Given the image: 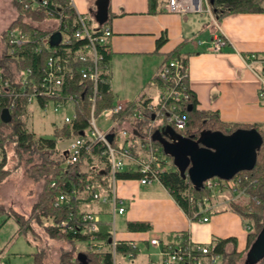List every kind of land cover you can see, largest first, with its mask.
Returning <instances> with one entry per match:
<instances>
[{"label":"trees","instance_id":"trees-1","mask_svg":"<svg viewBox=\"0 0 264 264\" xmlns=\"http://www.w3.org/2000/svg\"><path fill=\"white\" fill-rule=\"evenodd\" d=\"M31 0H13L16 6L17 15L10 24L0 34V73L4 79H8L11 86L19 87L22 71L26 67H31L33 75L40 78L42 67L50 53L46 49L38 52L36 49L42 46L40 37L48 33V28L42 24L47 20L48 15L44 10L26 8L25 5ZM166 0H148L149 12L155 14L163 11V5ZM50 6L64 10L66 18L64 24L68 23V32L73 33L77 25L76 11L71 5L70 0H49ZM212 12L218 19L230 13L236 12H262L264 11V0H209ZM38 23L36 25L35 23ZM107 24V22H105ZM19 27L28 31L34 37L31 41L17 47L16 53L23 56L20 63L9 53L7 35L10 28ZM37 31V36H34ZM167 40L162 35L159 38V46ZM86 42V39L72 37L71 42L58 45L60 53L65 58H71L76 55V51ZM182 44L178 45L171 52L166 54L165 61L173 58H180L183 64L188 63V58L181 52ZM111 52L105 55L101 79L98 88V97L96 101V112L99 113L105 108L112 107L116 103V96L111 89V74L105 71L104 65L110 64ZM85 82L88 83L86 80ZM156 82L160 85L161 79L157 75ZM18 90V89H17ZM66 93H77L79 100L77 102V117L73 124L65 123L60 128L54 130L53 135H43L30 129L28 117L30 113V103L28 95L31 92L30 87L26 93L19 96L16 105L11 110V120L5 122L0 117V148H3L4 156L0 161V181L10 174L6 167L7 154L5 145L9 143L15 146L16 153L30 155L28 160H32V155L38 159L34 160L32 169L39 179H43V187L38 193L37 199L33 202L30 215L27 217L19 211L12 210L7 214V218L14 217L18 223V235L35 233V227L32 219L42 226L52 238L64 239L68 241L74 250L64 251L61 255L60 264H113V254L111 250L112 224L110 220L102 219L99 222L97 239L104 243V247L99 250L91 246L89 235L65 234L58 231L57 223L63 218L68 217L70 213L76 215L85 211L82 207L81 198H86L88 193L85 188L86 183H91L94 191L104 192L111 195V163L106 155L101 156L102 146L95 147L91 152H85L79 161L68 164L67 149L61 147V142L79 136L88 126L90 117L91 103L88 100V90L84 84L80 83V78L72 79L64 87ZM84 93V94H83ZM14 97L7 92L0 82V113L8 107ZM44 99H41L43 103ZM136 103H129L127 110L119 115L121 120L132 122L137 128V132L147 133L148 120H131L135 110ZM182 110L187 114V125L185 129H177L174 126L168 128V131L155 129L154 144L159 147L160 152L165 155V164H170L167 171L162 173L161 182L168 188L177 203L189 214L193 215L198 211V203L205 197H212V191L204 184L197 185L192 179L182 172L176 162V157L165 146V142L173 139V135L183 138L199 140L203 133L220 132L230 136L240 130L256 131L260 134V144L256 151L254 164L249 168L239 170L231 179L237 183L239 190H244L245 194L237 198H231L229 207L240 214L247 221L249 226L248 242L245 251H238L237 240L235 237L215 238L213 252L221 256L220 262L226 261L228 264H240L256 240L259 232L264 227V122L241 123L228 122L221 119L217 112L204 110L198 107L196 95L191 91L190 100L182 106ZM133 131L125 137L126 141L132 140L133 152L137 154L139 145L136 144V136ZM121 138V137H120ZM118 140L113 143L118 145ZM175 141V140H174ZM117 179H137L139 174L133 169L122 170L116 173ZM72 190H77V196H71L70 203L57 205L56 202L63 193L71 194ZM103 207L109 206V203H101ZM4 213L0 207V214ZM128 228L133 231L147 230L150 224L142 221H129ZM189 236L187 233H178L169 236V240L164 244L174 245L176 242H187ZM79 244H84L83 249ZM117 252L138 254V248H133L129 242L119 241ZM39 252L35 255V260L31 264L39 263ZM196 264L194 260L181 264ZM204 264V263H203ZM208 264V263H205ZM253 264H264V257Z\"/></svg>","mask_w":264,"mask_h":264},{"label":"crops","instance_id":"crops-1","mask_svg":"<svg viewBox=\"0 0 264 264\" xmlns=\"http://www.w3.org/2000/svg\"><path fill=\"white\" fill-rule=\"evenodd\" d=\"M100 1L73 0V3L78 11L94 15L93 28L107 25L113 30L109 73L116 102L129 103L142 94L155 99L159 91L156 77L165 56L182 44L181 52L188 58V84L199 108L217 112L228 122H264L260 78L248 65L250 54L264 57V11L230 13L218 19L206 12L173 13L164 8L152 14L148 11V0H106V20L100 22L97 19ZM52 25V20L42 24L44 28ZM220 34L225 35L227 42L217 46L214 40ZM162 35L167 40L159 46ZM254 66L260 68L259 64ZM34 105L41 109L39 103L30 107ZM51 123L54 130L64 124L56 117ZM122 126L137 133L132 122L124 120ZM117 192L127 202V211L123 214L125 226L120 231L116 229L119 241H135L138 248L144 243L147 248L153 246L161 250L151 243L152 238H158L164 246L170 235L187 233L195 243L235 237L238 251L247 248L249 226L229 207V201L235 197L232 190L222 188L212 192V197L198 203V211L193 215L177 203L162 182L145 185L137 179H119ZM229 192L231 196L226 195ZM80 201L85 210L98 213L101 220L111 221L110 204L104 208L91 199L81 198ZM206 216L209 219L205 221ZM129 221H142L151 226L147 230L133 231L127 226ZM81 245L83 249L85 245ZM0 262L9 264L2 258Z\"/></svg>","mask_w":264,"mask_h":264},{"label":"built area","instance_id":"built-area-1","mask_svg":"<svg viewBox=\"0 0 264 264\" xmlns=\"http://www.w3.org/2000/svg\"><path fill=\"white\" fill-rule=\"evenodd\" d=\"M71 5L76 11L77 25L71 34L68 32V23L64 24L66 15L64 10L53 8L50 6L49 0H31L26 4V8L39 9L47 12V20H52L54 25L48 28V33L40 37L43 45L37 47V51L42 49L48 51L49 56L42 67V75L36 78L33 75L31 67H26L22 71V77L19 87L11 86L8 79H4L0 73V82L3 88L10 92L14 99L10 105L6 107L11 112L15 107L19 96L26 93L29 86L31 92L28 95V101L31 104L39 103L44 112H58L66 105L72 109L71 114H66L63 123L73 124L77 117V102L79 96L77 93H66L64 87L68 81L80 78V83L84 84L88 90V100L91 103L90 117L88 119L87 129L79 136L69 139L68 158L66 163L72 164L79 161L83 153L91 152L95 147L102 146L100 155H106L111 163V195L94 191L91 183H86L87 199L94 200L99 203H109L112 213V237L111 250L113 254V264H115V256L117 252V244L119 240L116 237V215H123L127 211V202L117 192V182L119 179L116 173L122 170L133 169L139 174L137 180L145 185H151L161 182V175L167 171L170 164H165L166 159L159 147L154 144L155 129L158 128L166 131L171 126L177 129H185L187 125V114L182 110V106L191 98V89L188 84L189 66L188 63L183 64L180 58H173L165 61L158 73L161 84L158 85V94L155 99L140 95L134 101L136 103L133 117L131 120H148L146 126L147 133H133L136 136V144L139 145L137 154L133 152L132 140L126 141L125 137L131 132L127 127L122 126L119 115L122 111L127 110L129 103L116 102L112 107L105 108L101 112H96V101L98 97L99 82L105 55L111 52V38L113 30L111 26H103L100 29L92 27L94 15L89 12H81L75 8L73 0ZM164 10L173 13H191L206 12L213 15L209 0H166L163 5ZM56 31L61 32V41L52 45L50 38ZM37 34L35 31L34 36ZM37 36V35H36ZM86 39V42L77 49L76 55L71 58H65L60 53L59 44L71 42L72 37ZM34 37L30 32L24 31L19 27L10 28L7 35L9 45V53L15 57L18 63L23 56L16 53L17 47L31 41ZM215 45L222 46L227 42L224 34H220L215 38ZM248 65L253 67L260 78L259 96L264 101V57L257 53L248 56ZM254 64H259L258 69ZM105 71L110 72L109 64L104 65ZM88 81L85 82V81ZM18 89V90H17ZM84 94V93H83ZM41 99H44L43 103ZM5 109V108H4ZM3 109V110H4ZM2 110V111H3ZM0 113V117L2 114ZM103 121H111L106 125ZM112 135V141L109 139ZM121 137V138H120ZM118 140V145L113 141ZM212 192L226 188L232 190L235 194L234 198L244 195V190H239L234 179H222L220 177H211L203 182ZM71 196H77V190H72L71 194L63 193L60 195L57 205L67 204L71 201ZM206 199H204L205 201ZM203 202V201H202ZM205 221L209 218H203ZM101 216L91 210H85L81 214L70 213L68 217L63 218L57 223L58 231L65 234H87L91 246L101 250L104 247L103 242L97 239L99 230V222ZM133 248H138L135 241H130ZM152 244L161 247L163 264H181L194 260L196 264H215L220 261L221 256L213 252L214 243H195L188 238L187 242H176L174 245L167 247L161 246L158 238L151 239ZM139 249V248H138ZM129 257L134 256L132 252L126 253ZM2 254L0 253V260ZM1 264V262H0ZM192 264V263H191Z\"/></svg>","mask_w":264,"mask_h":264},{"label":"rangeland","instance_id":"rangeland-1","mask_svg":"<svg viewBox=\"0 0 264 264\" xmlns=\"http://www.w3.org/2000/svg\"><path fill=\"white\" fill-rule=\"evenodd\" d=\"M16 15L17 11L13 0H0V34ZM71 113L72 109H70L69 105H66L58 112L51 110L47 113L34 105V108L30 107L29 127L39 134L53 135L54 128L51 120L56 117L63 121L64 116ZM103 123L108 125L112 122L103 121ZM68 143L69 139L61 142L60 145L63 149H66ZM166 145H175V141L170 140ZM5 146L7 154L6 167L9 168L10 174L0 181V207H2L4 212L0 214V251L3 255L2 261L4 263L8 261L9 264H31L35 260L36 253L40 251L38 264H60L62 253L74 250L68 241L50 237L46 230L33 219L31 221L35 227V233L33 231V233H28L27 235H18V221L14 217L4 219L7 215L6 213L12 210L19 211L28 217L32 204L37 199L44 183L43 179H39L37 173L32 169L34 160L38 159L36 156L32 155L33 159L28 160L30 155L23 153V155L18 156L13 144L9 143ZM3 156V148H0V161ZM226 195L231 196L232 194L229 192ZM221 197L225 198V194H222ZM124 218L123 215H116V229L118 231L122 229V226H125ZM245 259L246 253L240 260V264H249L245 263ZM151 261L152 264H163L160 250L153 246L147 248L144 243L139 244V252L135 256L129 257L122 252H118L115 256V264H151ZM215 264H221V262ZM222 264L228 263L224 261Z\"/></svg>","mask_w":264,"mask_h":264},{"label":"water","instance_id":"water-1","mask_svg":"<svg viewBox=\"0 0 264 264\" xmlns=\"http://www.w3.org/2000/svg\"><path fill=\"white\" fill-rule=\"evenodd\" d=\"M106 16V0H102L99 2L97 19L104 22ZM61 37L60 31L53 33L50 38L51 44H58ZM1 117L5 122L10 121L12 115L9 109L5 108ZM112 138V135H109L110 141ZM260 139V134L251 130H240L230 136L220 132H207L203 133L199 140L175 135V145H166L165 142V146H168V150L175 155L181 171L185 172L188 168L185 175L197 185H201L211 177L231 179L239 170L251 167L255 162ZM263 257L264 227L249 249L246 263H256Z\"/></svg>","mask_w":264,"mask_h":264},{"label":"flooded vegetation","instance_id":"flooded-vegetation-1","mask_svg":"<svg viewBox=\"0 0 264 264\" xmlns=\"http://www.w3.org/2000/svg\"><path fill=\"white\" fill-rule=\"evenodd\" d=\"M173 139H175V135L173 136Z\"/></svg>","mask_w":264,"mask_h":264}]
</instances>
